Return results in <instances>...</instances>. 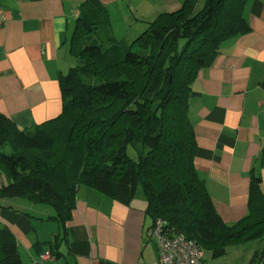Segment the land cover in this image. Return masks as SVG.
<instances>
[{
	"label": "trees",
	"instance_id": "trees-1",
	"mask_svg": "<svg viewBox=\"0 0 264 264\" xmlns=\"http://www.w3.org/2000/svg\"><path fill=\"white\" fill-rule=\"evenodd\" d=\"M247 1L184 0L130 40L112 34L98 0L81 2L69 42L75 62L58 75L60 113L28 130L0 111V146L10 148L0 151V207L13 208L1 201L14 198L49 204L48 220L61 228L35 245L38 252L60 254L80 185L125 205L140 188L151 222L163 220L203 250L264 238L261 177L251 178L247 214L223 222L194 165L188 115L197 72L224 41L248 30ZM252 263L264 264V247ZM0 264H24L2 224Z\"/></svg>",
	"mask_w": 264,
	"mask_h": 264
},
{
	"label": "crops",
	"instance_id": "crops-1",
	"mask_svg": "<svg viewBox=\"0 0 264 264\" xmlns=\"http://www.w3.org/2000/svg\"><path fill=\"white\" fill-rule=\"evenodd\" d=\"M82 1L0 0V111L20 128L29 130L60 113L58 75L75 62L69 42ZM98 1L109 14L112 34L130 38L129 31L146 28L184 0ZM244 18L248 30L224 41L197 72L188 109L197 146L194 165L225 223L247 214L251 178L264 172V0H248ZM135 198L125 205L78 186L60 254L44 261L35 245L61 232L48 220L54 210L23 198L3 200L13 208L0 207V224L14 234L24 264L150 263L157 259L152 222L144 198ZM259 251L254 248L246 264ZM224 253L213 249L210 256Z\"/></svg>",
	"mask_w": 264,
	"mask_h": 264
},
{
	"label": "built area",
	"instance_id": "built-area-1",
	"mask_svg": "<svg viewBox=\"0 0 264 264\" xmlns=\"http://www.w3.org/2000/svg\"><path fill=\"white\" fill-rule=\"evenodd\" d=\"M150 238L154 241L157 259L140 264H203V249L194 240L182 234L172 233L159 218L151 224ZM51 258L48 250L42 251L39 255L40 261Z\"/></svg>",
	"mask_w": 264,
	"mask_h": 264
},
{
	"label": "rangeland",
	"instance_id": "rangeland-1",
	"mask_svg": "<svg viewBox=\"0 0 264 264\" xmlns=\"http://www.w3.org/2000/svg\"><path fill=\"white\" fill-rule=\"evenodd\" d=\"M202 3H203V0H199V6H201ZM142 30L143 29H140L139 31H129V34H130L129 37L130 38H128V40H130L131 38L136 36ZM0 151L5 152V153H9L10 148H9L8 144L5 143L4 145L0 146ZM127 153L131 157H133L134 159L136 158V153L130 146L127 149ZM3 173L4 172L2 171L1 174H3ZM261 177L263 178V182H262L261 187H262V190L264 192V172L262 173ZM142 197L143 196L141 194V189L138 188L135 199L138 200V198H142ZM22 202L24 204H26L25 201H22ZM43 205H45L44 207L51 209V211L53 210L52 206H50L49 204H43ZM19 207L22 208V206H19ZM151 242L154 243L153 240H151ZM263 247H264V238L263 239H253V240H250V242L248 241L246 243L230 244V245L224 247L225 253L223 255L216 257V258H211V256H210L211 250L204 249L203 253H204V258H205L206 264H246L250 259V254H251L252 250L254 248H258L261 250Z\"/></svg>",
	"mask_w": 264,
	"mask_h": 264
}]
</instances>
